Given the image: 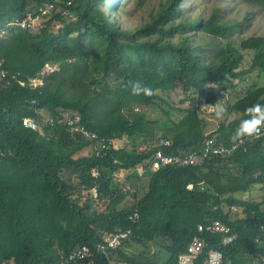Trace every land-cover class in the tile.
Returning <instances> with one entry per match:
<instances>
[{
	"label": "trees",
	"instance_id": "1",
	"mask_svg": "<svg viewBox=\"0 0 264 264\" xmlns=\"http://www.w3.org/2000/svg\"><path fill=\"white\" fill-rule=\"evenodd\" d=\"M103 1L114 9L120 0H0V29L8 28L0 62L9 79L0 82V264H59L77 247H86L88 258L66 264H178L195 236L204 240L195 264H204L210 249L221 251V264H264V194L249 197L253 186L264 188V133L195 165L150 162L159 137L171 140L169 154L198 149L207 136L229 144L244 109L264 104V85L250 84L229 103L233 116L209 132L199 103H220L219 88L235 90V81L264 70V36L244 37L238 47L226 42L207 61L190 32L224 37L240 24L224 20L218 7L204 18L182 15V0H166L148 22L127 29L101 9ZM241 1L264 7V0ZM45 5L52 7L40 27L9 25ZM240 49L253 51L246 69ZM45 62L56 68L41 73ZM16 72L23 84L10 77ZM176 82L187 105L171 113L156 91ZM152 107L165 119L146 117ZM69 119L112 144L97 155L82 152L95 139L71 132ZM140 176L148 179L141 194ZM127 197L132 203L118 207ZM214 220L229 231L206 229ZM125 229L129 239L98 248L103 232Z\"/></svg>",
	"mask_w": 264,
	"mask_h": 264
},
{
	"label": "rangeland",
	"instance_id": "2",
	"mask_svg": "<svg viewBox=\"0 0 264 264\" xmlns=\"http://www.w3.org/2000/svg\"><path fill=\"white\" fill-rule=\"evenodd\" d=\"M166 0H120L117 6L112 9L105 7V1L99 4L101 9L105 10L106 13L111 17L112 20H115L118 25L127 29H134L139 27L151 18V15L159 8V5ZM180 5L182 6L183 13L182 15H193L202 16L207 18L215 7L219 8V12L222 15L224 20H236L239 21V26L234 32L227 34L224 37H216L209 34H206L202 31L190 32V39H194L195 43L202 47L203 59L207 61H212L215 58L217 50L223 46L226 42H231L235 47H238L239 40L247 37L249 35H263L264 36V7L257 4H248L244 3L241 0H182ZM53 30L57 29V25L52 27ZM172 39H176V36H173ZM243 59L240 64V69H246L250 66L251 57L253 51L251 50H242ZM108 82L113 84L112 80ZM237 84L236 89H230L225 95L224 105L226 111L221 118L215 116V110L211 108L209 111H205L203 116L206 118L208 125L206 126V131H211L216 128L217 124L220 121L230 119L233 114L228 113L227 108L229 103L234 101V99L242 95L247 87L252 83H257L258 85H264V70L255 69L250 73L246 74L243 79L235 81ZM41 83L40 80L36 81ZM161 98H164L169 102V107L171 113L177 112L175 108L186 107V103H182L181 99L185 98V95L182 93V85L180 82L174 84V88L171 90H157L156 91ZM165 105L164 103L161 104ZM210 109V108H209ZM180 116V114L178 115ZM146 117L150 119L164 120V112L158 107H152L146 111ZM176 117H173L175 119ZM47 119V114L43 113L41 115V121L44 122ZM36 123V122H35ZM162 130L156 128V134L160 135ZM89 147H86L82 152H88ZM68 175V172L65 171L63 176ZM74 179V177L71 176ZM148 179L146 176H140L138 181L139 185L136 188V191L141 194L146 189L148 184ZM256 186V187H255ZM251 188L250 198L254 200H260L264 194V188L257 187L255 185ZM243 196V194H242ZM133 199L127 197L118 207L129 206L132 203ZM234 211V208H233ZM139 247H138V249ZM110 264H125L119 261H111Z\"/></svg>",
	"mask_w": 264,
	"mask_h": 264
},
{
	"label": "built area",
	"instance_id": "3",
	"mask_svg": "<svg viewBox=\"0 0 264 264\" xmlns=\"http://www.w3.org/2000/svg\"><path fill=\"white\" fill-rule=\"evenodd\" d=\"M52 5H45L44 8H39L36 13L33 12H26L25 15L21 19H16L14 21L9 22L10 26H19L21 28H31L35 29L42 25V17L45 13L50 11V8ZM64 13V12H63ZM8 31V28H2L0 29V37L5 35ZM56 68L55 64L45 62L41 73L44 72H50ZM19 73H11L10 77L19 82L20 84H23V81H21L18 77ZM8 71L5 68L1 67L0 62V82L5 80V82H8L9 79L7 78ZM33 84H36L37 78L30 79ZM219 94L222 96L221 102L225 100V95L228 93V88H219L218 89ZM217 102H211L203 99L199 103V107L202 111H209L211 108L214 107L215 110L217 106ZM210 108V109H209ZM23 124L27 127L35 128L36 123L33 119L29 117H24L22 120ZM68 125L70 126V131H79L85 138L87 139H95L94 142H92L89 146V149L93 151L96 155L99 154L100 149L107 148L112 144V139H104V138H98L97 135L89 131L87 128H85L83 125H77L75 124V121L72 119L68 120ZM264 133V127H261L257 132L250 136H244L239 139H231L229 144L222 143L220 141H217L215 137H206L203 142L201 143L200 147L198 149H194L189 151L187 154H169L164 152V148L169 146L171 144V140L165 137H159L157 141L154 142V145L158 146L156 150H154V153L152 154V158L150 160L151 166L153 168H158L161 165L166 164H178V165H195L199 163L204 157L217 155V154H223V153H229L230 151L234 150L239 146V144L243 143L246 139L251 138L252 136L261 135ZM144 145L139 146V149L144 148ZM93 174L95 172L93 171ZM129 186H126L128 188ZM188 187H191V184L188 185ZM138 217L137 211H133L131 214H129L128 218L131 221H135ZM206 229L210 230H216V231H227L228 227L221 223L219 220H214L212 223L205 226ZM198 229H203L202 225H198ZM130 235V229L125 230H116V231H105L101 235V241L98 244V248L100 250L105 249H114L117 246H119L124 239H129ZM230 238H224V240H229ZM204 246V240L200 237H193L192 241L187 247V252L182 253L178 256L177 262L178 264H195L196 258L198 255L202 252ZM85 258H88V249L86 247H77L73 249L71 252H68L61 256V259L59 261V264H66L69 261H77V260H83ZM207 264H220L221 263V254L218 251L211 250L208 253L207 258L204 260Z\"/></svg>",
	"mask_w": 264,
	"mask_h": 264
},
{
	"label": "clouds",
	"instance_id": "4",
	"mask_svg": "<svg viewBox=\"0 0 264 264\" xmlns=\"http://www.w3.org/2000/svg\"><path fill=\"white\" fill-rule=\"evenodd\" d=\"M224 88H227V87H224ZM143 91H145L147 93L149 90L147 88H145V89H143ZM228 91H229V89H228ZM221 98H222V96L219 98L220 103L217 102L218 105L215 108V116L217 118L223 117V115L226 111L224 105L222 104L223 102H225L226 99L223 100V102H221ZM244 111L247 114V117L245 119L240 120L239 125L234 130V134L232 137L233 139H239V138L244 137V136H250V135L254 134L255 132H257L261 127H264V104L253 103V104L249 105L248 107H246L244 109ZM228 231H229V228L227 231H220V232L227 233ZM228 237L231 238L230 236H226L224 238H228ZM224 238H223V240H224ZM224 241L227 242L228 240H224ZM211 250H215V251L220 252L221 263H222L221 251L216 250V249H210L209 251H211ZM209 251H208V253H209ZM208 253L206 255V258L208 256ZM204 260H202V263L207 264L204 262Z\"/></svg>",
	"mask_w": 264,
	"mask_h": 264
},
{
	"label": "bare ground",
	"instance_id": "5",
	"mask_svg": "<svg viewBox=\"0 0 264 264\" xmlns=\"http://www.w3.org/2000/svg\"><path fill=\"white\" fill-rule=\"evenodd\" d=\"M199 235V234H198Z\"/></svg>",
	"mask_w": 264,
	"mask_h": 264
}]
</instances>
